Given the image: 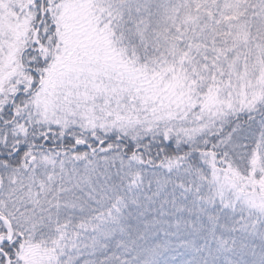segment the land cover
Instances as JSON below:
<instances>
[{"label":"snow or ice","instance_id":"obj_1","mask_svg":"<svg viewBox=\"0 0 264 264\" xmlns=\"http://www.w3.org/2000/svg\"><path fill=\"white\" fill-rule=\"evenodd\" d=\"M0 264H264V0H0Z\"/></svg>","mask_w":264,"mask_h":264}]
</instances>
